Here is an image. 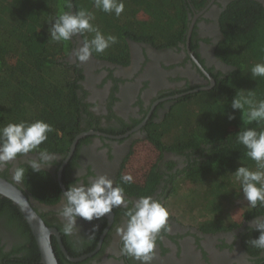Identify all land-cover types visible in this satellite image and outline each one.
I'll list each match as a JSON object with an SVG mask.
<instances>
[{
    "label": "trees",
    "instance_id": "obj_1",
    "mask_svg": "<svg viewBox=\"0 0 264 264\" xmlns=\"http://www.w3.org/2000/svg\"><path fill=\"white\" fill-rule=\"evenodd\" d=\"M206 1L123 0L124 11L117 17L114 13L94 8L93 0H72V11L85 8L93 12L95 19L92 24L106 36L112 34L118 38V42L105 53H94L93 56L127 65L130 59L129 41L147 43L159 49L185 43L192 8L202 7ZM64 4L65 0H0V125L22 120L49 123L54 131L48 134V140L41 147H47L63 157L75 136L89 130L88 118L94 116L80 83L82 69L68 59L74 45L83 37L74 36L66 46L49 38L48 21L62 8L68 10ZM173 20L174 25L170 23ZM218 24L221 38L215 46V54L231 69L213 75L215 84L210 89L198 90L173 100L159 121L151 119L143 129L144 139L158 151L159 160L164 151L186 156L189 164L183 170L168 174L166 182L170 189L167 191L164 188L165 207L167 209L172 201L176 209L188 211L189 218H203L200 225L205 231L240 224L241 221L234 220L226 210L231 203L228 199H244L232 173L243 164L255 170V162L245 155L244 147L235 142V135L243 126V121L241 110H233L231 101L241 89L254 90L258 99H264V78L255 80L250 73L253 65L264 63L262 2L231 0L221 11ZM93 35L85 33L89 39ZM190 45L192 49L195 46L193 43ZM230 114H234L235 119L229 120ZM133 144L122 161L117 182L124 174V165L132 153ZM158 162L151 165L141 180L134 179L133 183L123 185L125 192L138 196L153 192L163 175ZM55 164L57 168L59 163ZM172 164L169 162L168 166ZM18 166L27 168L25 162ZM56 171L39 173L29 169L25 181L18 186L29 200L54 204L62 196ZM67 172L69 166L62 174L66 187ZM256 215H264V207L258 205L253 209L247 202L241 219ZM40 216L47 226H51L43 214ZM0 218L18 239L10 251L2 252L0 248L3 264H42L28 223L12 201L1 194ZM60 232L62 242L72 257L85 252L76 251L70 245L68 236ZM259 234L258 230L249 227L242 233V244L252 256L259 255L261 251L251 247L248 241L258 238ZM51 244L59 264L69 263L55 236H52Z\"/></svg>",
    "mask_w": 264,
    "mask_h": 264
},
{
    "label": "flooded vegetation",
    "instance_id": "obj_2",
    "mask_svg": "<svg viewBox=\"0 0 264 264\" xmlns=\"http://www.w3.org/2000/svg\"><path fill=\"white\" fill-rule=\"evenodd\" d=\"M230 1L207 0L202 7L192 8L188 25L193 23L192 32L195 31V35L193 38L190 36L189 41L186 35L185 43H179L178 46L159 49L147 43L129 41L130 59L127 65L111 63L93 55L86 63H80L71 54L82 42L80 39L77 41L68 59L82 69L83 79L80 83L86 91L85 99L91 104L90 110L94 114L93 118H88L89 130L80 133L94 130L102 134L87 133L78 140L73 156L62 170L63 174L69 166L65 179L68 182L66 190L75 182L77 172L79 179L84 182H88L96 174L104 173L117 182L129 147L133 141L145 137V124L151 119L159 121L169 110L172 101L181 97L169 96H184V93L201 87L210 89L215 84L213 75L226 73L231 69L215 54V46L221 38L218 18ZM258 1L264 6V0ZM191 43L195 44L193 49ZM211 78L214 80L213 84ZM84 125L86 126L85 123ZM112 130L119 134L111 132ZM110 135L123 136L114 138ZM58 155L61 156L56 162L59 163L58 167L54 164L47 171L54 173L56 169L58 173L66 157ZM186 159L183 154L164 151L158 160L160 172H163L162 178L155 190L146 196H152L165 206L164 191L170 189L166 182L168 174L183 170L189 164ZM25 161L26 157H18L0 168V176L13 182V168ZM169 162H173L170 167ZM126 196L133 200L140 197L127 193ZM61 197L51 205L30 200L33 208L39 215H44L51 223L49 227L56 228L60 236L62 220L57 215V209ZM254 218L255 216L242 219L236 226L205 231L201 225L175 223L169 217L171 230L163 234V239L157 241L153 264H264V252L252 256L242 244V233ZM125 219L123 208H114L104 218L91 222L78 219L77 223L81 226L79 242L75 237H68V241L76 251H85L82 255L91 251L93 254L77 262L65 257L69 262L67 264H136L135 261L119 255L121 240L116 228ZM94 225L97 226L95 230ZM100 241L101 246H98ZM17 242L18 239L0 218L1 251H10ZM0 264H3L1 255Z\"/></svg>",
    "mask_w": 264,
    "mask_h": 264
},
{
    "label": "clouds",
    "instance_id": "obj_3",
    "mask_svg": "<svg viewBox=\"0 0 264 264\" xmlns=\"http://www.w3.org/2000/svg\"><path fill=\"white\" fill-rule=\"evenodd\" d=\"M94 8L106 13H114L117 17L124 11L123 0H93ZM64 7L48 22L49 38L65 46L74 36L83 37L79 47L73 49L72 55L80 63H86L95 54L105 53L118 42L115 35L107 36L92 24L93 12L81 8L72 11V0H65ZM85 33H94L89 39ZM253 79L264 78V63H256L250 69ZM233 110H241L243 126L235 135V142L242 145L245 155L255 162V170L248 166H240L233 174L238 182L244 199L250 208L264 207V99H258L254 90L236 92L231 101ZM235 119L234 114L228 116ZM249 125H254L249 127ZM53 127L43 121L35 120L8 122L0 125V168L15 161L18 157H26L27 168L14 167L12 181L20 185L26 179L29 169L43 173L51 168L60 158L47 147H41L47 140ZM130 173L120 176L114 181L106 173L96 174L88 182L77 178L62 193L57 215L62 220V231L65 236L75 237L79 242L81 226L78 219L91 222L104 218L114 208H123L124 222L117 226L116 233L121 240L119 255L129 258L136 264H153L156 257L157 241L163 234L171 230L168 223L169 212L162 203L152 196H140L133 200L126 196L123 185L133 183ZM97 226L94 225L93 230ZM249 228L259 231L258 238L251 239L248 244L264 252V215H257L249 222Z\"/></svg>",
    "mask_w": 264,
    "mask_h": 264
},
{
    "label": "water",
    "instance_id": "obj_4",
    "mask_svg": "<svg viewBox=\"0 0 264 264\" xmlns=\"http://www.w3.org/2000/svg\"><path fill=\"white\" fill-rule=\"evenodd\" d=\"M192 29H193V23L188 26V30H187V40L188 41H189V37L191 36ZM210 80L212 81V84H213L214 80L212 78ZM205 89H209V87H201L195 90H191L184 94H189V93H192L198 90H205ZM182 95L183 94H179V95H174V96H169V97L176 98ZM87 133L102 134L99 131L93 130L89 132H82L75 136L73 142L70 145L69 152L66 155L65 159L63 160L58 170V173H57V181L60 185L62 192L66 191V187L64 183L62 182L63 167L69 161V159L73 156L78 140ZM110 136L114 138H119V137H122L123 135L122 136L110 135ZM0 194L2 196H5L6 198H9L12 201V203L18 208L23 218L28 223L30 230L36 240V243H37V246L40 252V262L42 264H59L56 258L53 246L51 244L52 236H55L57 243L59 245V248L62 251V253L65 255V257L72 262L81 261L87 257H90L93 254V251H91V252H88L78 257H71L66 251V248L62 242V239H61V236L58 230L54 227H49L45 224L42 217L33 208L28 196L22 191V189L17 184L1 176H0ZM98 246H101V241L98 244Z\"/></svg>",
    "mask_w": 264,
    "mask_h": 264
},
{
    "label": "rangeland",
    "instance_id": "obj_5",
    "mask_svg": "<svg viewBox=\"0 0 264 264\" xmlns=\"http://www.w3.org/2000/svg\"><path fill=\"white\" fill-rule=\"evenodd\" d=\"M170 23L172 25L175 24L174 20L170 21ZM132 147V153L125 162L123 173H130L134 179L141 180L151 165L159 160V153L155 147L144 138L138 139ZM228 201L231 203H229L226 210L229 211L230 216L234 220L241 221V212L243 208H245L247 201L242 198L234 200L228 199ZM174 206L175 203L172 201H170V205H167L169 217L172 218L173 222L192 226H199L203 222V218L198 217L197 219H191L189 218L190 214L188 211L182 212Z\"/></svg>",
    "mask_w": 264,
    "mask_h": 264
}]
</instances>
